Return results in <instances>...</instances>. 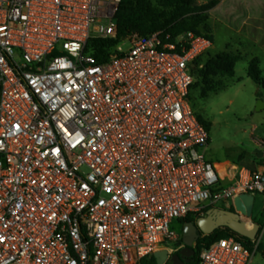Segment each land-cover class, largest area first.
Returning a JSON list of instances; mask_svg holds the SVG:
<instances>
[{
  "label": "built area",
  "instance_id": "obj_1",
  "mask_svg": "<svg viewBox=\"0 0 264 264\" xmlns=\"http://www.w3.org/2000/svg\"><path fill=\"white\" fill-rule=\"evenodd\" d=\"M119 3L0 0V264H138L161 251L168 264L173 221L241 194L264 214V172L219 173L189 105L209 39L133 34L105 62L86 53L116 38ZM251 242L219 239L194 264H251Z\"/></svg>",
  "mask_w": 264,
  "mask_h": 264
},
{
  "label": "rangeland",
  "instance_id": "obj_2",
  "mask_svg": "<svg viewBox=\"0 0 264 264\" xmlns=\"http://www.w3.org/2000/svg\"><path fill=\"white\" fill-rule=\"evenodd\" d=\"M208 1L200 0L197 4L204 5ZM218 1L201 28L202 33L211 38L212 48L199 65L203 67L220 53L232 55L237 58L233 64V76L213 75L206 81L195 77L188 96L189 105L195 117L209 125L207 158H214L219 164L227 162L228 165L247 168L264 166V110L256 111L257 101L264 102V90L247 77L252 60L256 61L254 64L264 77V0ZM127 48L125 45L123 50ZM209 88L214 90L209 91ZM226 169L222 167L223 171ZM260 203L257 196L252 215L245 221L251 227H259L253 241L254 245L264 247V219L260 218ZM227 206L219 203L214 208L233 210L231 202H227ZM182 226L181 221H173L174 241L159 248L182 249V245L177 246L181 241ZM168 264H172L170 260ZM251 264H264L258 252L252 257Z\"/></svg>",
  "mask_w": 264,
  "mask_h": 264
},
{
  "label": "trees",
  "instance_id": "obj_3",
  "mask_svg": "<svg viewBox=\"0 0 264 264\" xmlns=\"http://www.w3.org/2000/svg\"><path fill=\"white\" fill-rule=\"evenodd\" d=\"M200 0H120L115 15L117 27V35L115 39H92L86 46V53L92 55L97 62L102 63L108 60L113 52V48L117 46L122 39L133 34L146 36L155 32H162L164 35H170L175 38L184 33H193L197 36H203L210 39L206 34L202 33L201 28L204 26L208 18V13L218 4V0H209L204 5H198ZM202 58L195 61L198 66ZM237 58L225 53H220L214 58L208 60L201 69H195L192 73L193 78H201L203 81L208 80L213 75L233 76V64ZM252 60L248 66L247 77L256 85L264 90V77L261 71ZM194 86H191V89ZM190 89V90H191ZM214 88H209V91ZM205 97V93L203 95ZM197 120L208 130V124L204 123L199 117ZM211 208H207L205 214ZM229 211H233L230 209ZM199 218V217H197ZM187 217L181 221L182 224L194 223L195 219ZM260 218L264 219V214L260 213ZM233 237L237 242L245 247L252 249L251 240L246 239L232 232L228 228H220L215 230L211 235L202 236L196 243L186 252L188 255L183 260L185 264H194L197 261L199 252L202 248H207L222 238ZM180 249L175 254L181 256ZM262 259L264 260V247L258 245L256 248ZM185 253V252H184ZM138 264H156L153 257L144 259Z\"/></svg>",
  "mask_w": 264,
  "mask_h": 264
},
{
  "label": "water",
  "instance_id": "obj_4",
  "mask_svg": "<svg viewBox=\"0 0 264 264\" xmlns=\"http://www.w3.org/2000/svg\"><path fill=\"white\" fill-rule=\"evenodd\" d=\"M264 110V102L257 101L256 111ZM264 181V176H263ZM233 211L222 209H210L205 214L195 220L194 223H185L181 229V241L177 246L182 245L183 250L181 256L177 254L171 255L169 260L172 264H185L184 257L190 253V248L202 236L211 235L215 230L220 228H228L237 235L249 240H254L259 227L254 225L251 229H247L245 220L252 215L254 199L252 196L241 194L234 200ZM185 252V253H184ZM167 252L161 251L153 255L156 264H164L167 259Z\"/></svg>",
  "mask_w": 264,
  "mask_h": 264
},
{
  "label": "crops",
  "instance_id": "obj_5",
  "mask_svg": "<svg viewBox=\"0 0 264 264\" xmlns=\"http://www.w3.org/2000/svg\"><path fill=\"white\" fill-rule=\"evenodd\" d=\"M217 7V6H216ZM215 7V8H216ZM211 162H213V164L215 165V167L219 170V172L220 173H223V170H222V167H224L225 165H228V163L227 162H223L222 164H219V163H216V161L214 160V158L213 159H210V158H208ZM244 167V166H243ZM221 168V169H220ZM247 168V167H246ZM248 169H251V170H257V171H260V172H264V166H259V167H256V168H248ZM261 212V211H260ZM173 249V248H172ZM172 249H170V250H172ZM181 248H174L173 250L175 251V250H180ZM176 252V251H175ZM175 252L173 253V254H175ZM172 254V255H173Z\"/></svg>",
  "mask_w": 264,
  "mask_h": 264
},
{
  "label": "bare ground",
  "instance_id": "obj_6",
  "mask_svg": "<svg viewBox=\"0 0 264 264\" xmlns=\"http://www.w3.org/2000/svg\"><path fill=\"white\" fill-rule=\"evenodd\" d=\"M245 223H246L247 229H251V226L249 225V223H247L246 221Z\"/></svg>",
  "mask_w": 264,
  "mask_h": 264
}]
</instances>
